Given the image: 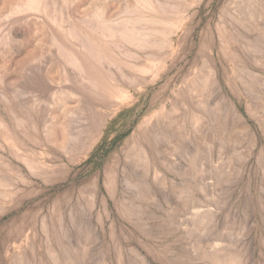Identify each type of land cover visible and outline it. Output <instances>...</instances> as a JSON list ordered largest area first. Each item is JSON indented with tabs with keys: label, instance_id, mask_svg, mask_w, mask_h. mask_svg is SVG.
Wrapping results in <instances>:
<instances>
[{
	"label": "rangeland",
	"instance_id": "374dc122",
	"mask_svg": "<svg viewBox=\"0 0 264 264\" xmlns=\"http://www.w3.org/2000/svg\"><path fill=\"white\" fill-rule=\"evenodd\" d=\"M12 1L0 0V264H264V0H152L170 6L164 24L139 28L169 44L142 53L149 73L126 93L108 77L103 96L56 83L64 61L49 42L78 54L62 18L85 33L80 18L101 0H53L64 33Z\"/></svg>",
	"mask_w": 264,
	"mask_h": 264
},
{
	"label": "bare ground",
	"instance_id": "6f19581e",
	"mask_svg": "<svg viewBox=\"0 0 264 264\" xmlns=\"http://www.w3.org/2000/svg\"><path fill=\"white\" fill-rule=\"evenodd\" d=\"M110 1H113V0H109V2L107 0H101V1L97 2L96 4L90 6L91 7L90 10L88 8L89 11L87 10L88 12H86V15L83 19L80 18L79 22L81 23L83 30L84 29L86 30L85 33L83 31L76 29V27L72 23L71 19L67 16H66V18L63 17L62 14H61L62 17L64 18V19L62 18V20L64 21L66 19V21L68 23V29L65 30L63 27H61L62 23L60 21L57 22V18L55 16H53L54 15L53 9L55 10V8L53 6V3H55V2H53V0H13L11 2V8H9V9H13L14 10L13 13H17V12L23 13V11L24 12H26V11H33V12L37 11L38 12L39 10H41L44 12L45 16L48 17V18L45 17L46 20L50 19V21H52V23L53 22L57 23L58 27L62 28V32L64 29V32H66L68 35L69 41H71L69 39V37H70L71 39H73L75 42L78 43V45H77L78 46L77 48L79 50L78 54L77 53L75 54L74 52L73 53L68 52L64 47L65 44H64V46L62 45L64 41L62 42L61 40L55 38L56 35H55V37H52V35L49 32H47L52 37L51 41H49V42L51 43V45H53L56 48L57 54L59 53L61 55L60 58L62 57V59H63L62 61H64V65H62V64L58 65L56 63L58 66H60V68H61V66H63V68H61L62 69L61 70L62 75L58 79H56L57 77H55V76H53L55 78L50 77L49 81L51 83H55V79H56V81L58 80L56 83H59V81H61V82H63L62 84H64V82H68L69 77H72V81L75 82L77 85H79L81 87V89L83 88L85 90H88L87 92H90L96 96H103L105 94H108V92L110 93L109 89L106 86V83L108 81L107 80L108 77H110L113 80V83L116 86V91L124 94V93H126L125 87L127 85L132 86L135 84V81L147 76L149 73L148 72L149 68L146 66L145 62L143 61V58L146 57L147 56L146 54H148V53H146V52H145V54H142V53H144V51L149 47H154L157 50H161L162 48H164V45L166 44V46H167V44H169L168 42L171 40L170 39L169 41L168 40L164 41V39H163L161 41H151V40H149L150 37L148 38V36H150V35L147 36L148 30L145 31L146 29L143 30V29L139 28V27H142L143 24L144 25H147V24L150 25V23H153L155 25L156 24H160V25L164 24V19H162L160 17V14H162L161 12H164V13L168 12L170 6L164 7V5H162V4L159 5V3H158L157 4V5H159L158 10H155L157 8L156 7L157 5L154 4L155 1H153L154 3H152V0H120L121 5H119V7L122 8V9H120L121 13H120V15L116 14L119 17L112 18L107 13L108 12L107 9L109 8L108 10L110 11V7H111L110 4H112V3H110ZM64 2H65L64 0L62 2H60V3H62L61 5H63V7H65ZM107 2H108V4H107ZM113 2H114L113 4L119 3V2H116V0ZM153 4L156 6H154ZM8 5H10V4L8 3ZM65 5L67 6V2ZM83 6H82V9H84ZM13 10H11V11H13ZM41 11H40V13H41ZM65 11H67V10H65ZM65 11H64V13H65ZM69 11L71 12V10H69ZM78 11H79V9L74 6L72 9L73 16H76L77 18H79L80 12L78 13ZM153 11H157V14H159V17H157V18L155 16L152 17L154 15V14H152ZM158 11H159V13H158ZM13 13L9 12V14L15 15ZM77 14H78V16H77ZM157 14H156V16H157ZM16 15H18V14H16ZM113 15H115V14H113ZM77 18H75L76 20L74 19V21H78ZM34 22H35V20H34ZM77 24H78V22H77ZM151 27H153V26H151ZM146 28H147V26H146ZM149 29H150V26H149ZM152 31H155V30H152ZM148 33H152V32H148ZM155 33H157V31ZM48 36L49 35H47V37ZM65 36H63V37L65 38ZM9 38H6V40H5L8 43L4 44L5 41L3 43V45H4L3 48L5 49L4 54L7 57L9 54H11V47H12V46H10V44H11L10 41H7V39H9ZM64 38H63V40H64ZM73 40H72V42H73ZM152 40H153V38H152ZM155 40H157V39L155 38ZM75 45H76V43H75ZM102 45L106 46V48H105L106 50L102 47ZM124 45L128 46L131 49L127 50L126 48H124ZM107 49H108V51H109V49H114V50L118 51L117 55L115 54L116 58L113 57L114 54H112L111 51H110V53L112 54V56L109 53H107L108 52ZM12 51H14V50H12ZM38 51L39 50H37V53H38ZM46 52H47V50H46ZM149 52H151V51H149ZM40 54L39 55H37V54L32 55V57H30L31 62L30 61L29 62L32 63V65L36 64V66H37V64L41 62L40 60L48 58V57L46 58V56L44 58V57H42L43 54L42 55H40ZM158 55H160V54H158ZM50 56H52V55H50ZM56 56L57 55H55V57ZM150 56H152L151 53H150ZM57 57H59V56H57ZM41 58H43V59H41ZM60 61H61V59H60ZM46 62H48V59ZM43 63H45V62H43ZM43 63H41V67H39V68H42V69L44 68L43 70H46L47 69L46 67H48V69L50 68L49 63L48 64L47 63L43 64ZM50 63H52V62H50ZM30 65L31 64H29V66ZM43 65H45V67H43ZM53 65H55V64H53ZM36 66H35V68H37ZM204 67L209 69V67L206 63L204 64ZM35 68H32V69H35ZM37 71H39V69ZM209 72H210L209 78H207L204 82H206L207 84H210L211 88L212 87L215 88V86L217 84V78L215 77V73L211 69H209ZM47 77H46V79H47ZM210 79H211V82H210ZM5 80H8V79H5ZM5 80L2 76H0V85L1 86L9 85V84L5 83ZM67 84H69V83H67ZM71 85H72V83H71ZM12 86H10V87H12ZM7 88H9V87H7ZM74 94H71V95H74ZM85 94H87V93H85ZM75 97H76V95H75ZM77 97H79V96H77ZM2 100H4V99H2ZM34 102H35V100H34ZM64 103L65 102L62 100V98L57 99L56 104L58 105V107L61 108L62 111L66 110L65 109L66 107L64 108V105L66 103L65 104ZM31 108H32V106H31ZM72 111H74V110H72ZM72 111H70V113ZM204 112H205L204 116L206 114V116H208L209 121H211V114L209 113L208 105L205 106ZM52 113L55 114L57 112L55 111V113L54 112H52ZM189 113H187V116L194 118V114L192 112H189ZM233 115H235L233 117L236 118L237 121H239L241 128L246 126L245 121L241 120L240 116H238L236 114H233ZM17 119H18V117H17ZM194 120H195L194 121L195 125H199L203 121L204 127L206 126V119H203V117L198 116V117H195ZM57 123L53 126L52 132H54V129H55L56 130L55 132H57L59 130L57 133H59V132L61 133L63 131L62 127H61L62 125H59L60 123L59 124H57ZM155 129H154V131L158 132V135H154V137L157 141L156 144L157 145L159 144V145L158 146L156 145L154 149L157 150V152H158V151H160V144L162 143L161 141H164V132L163 131L160 132L159 129H157V127ZM207 129L208 130L211 129V123L210 122H209V126ZM54 133H53V136L55 134H56L55 136H57V133H55V134ZM159 136H160V138H159ZM58 137H59V134H58ZM54 138H56V137H54ZM147 138H148V136H147ZM57 139L55 142H57V144H58L59 141H57ZM58 140H60V137ZM51 141L54 142V139H52ZM148 141H146V142H148ZM144 143H145V141H144ZM59 145H61V144L59 143ZM137 146H139V145H137ZM153 146H151V147L153 148ZM161 147H162V145H161ZM149 149H150V147H149ZM138 150L140 152L137 151V155H141V158H144L145 161H148L147 157H149V156L147 155L148 154L147 147L141 146V147H138ZM134 153H136V152L134 151ZM153 159H155V158H153ZM138 161H140V160H138ZM155 175H156V173H155ZM161 177H163V176H161ZM0 184H1V181H0Z\"/></svg>",
	"mask_w": 264,
	"mask_h": 264
}]
</instances>
